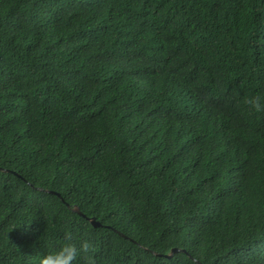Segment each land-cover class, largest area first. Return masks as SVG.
I'll return each mask as SVG.
<instances>
[{
    "label": "trees",
    "instance_id": "trees-1",
    "mask_svg": "<svg viewBox=\"0 0 264 264\" xmlns=\"http://www.w3.org/2000/svg\"><path fill=\"white\" fill-rule=\"evenodd\" d=\"M257 93L264 0H0V264H264Z\"/></svg>",
    "mask_w": 264,
    "mask_h": 264
},
{
    "label": "clouds",
    "instance_id": "clouds-1",
    "mask_svg": "<svg viewBox=\"0 0 264 264\" xmlns=\"http://www.w3.org/2000/svg\"><path fill=\"white\" fill-rule=\"evenodd\" d=\"M245 105L250 106L251 110L256 112L264 111V95L257 93L255 95L246 97L243 101ZM92 245L88 240H81L79 246L71 242L70 239H66V242L61 244L58 248L49 250L39 259V264H76L78 257L81 253L90 252ZM173 249V248H172ZM178 250L185 252L182 248H177ZM171 251V250H170ZM171 256L173 253L169 252ZM168 256V257H169ZM194 260V259H193ZM89 264H91V256L88 257Z\"/></svg>",
    "mask_w": 264,
    "mask_h": 264
},
{
    "label": "water",
    "instance_id": "water-1",
    "mask_svg": "<svg viewBox=\"0 0 264 264\" xmlns=\"http://www.w3.org/2000/svg\"><path fill=\"white\" fill-rule=\"evenodd\" d=\"M73 210H76L77 212H79V211L77 210L76 207H73ZM88 220H89V222H90L92 225H98V222L95 221L93 217H88ZM176 250H178V249H177V248H173V249H171L170 252L173 253V252L176 251ZM169 255H170V253H169ZM169 255H166V257H168Z\"/></svg>",
    "mask_w": 264,
    "mask_h": 264
}]
</instances>
